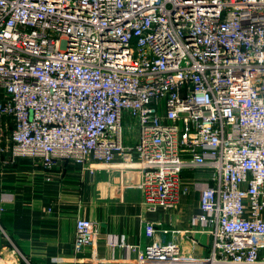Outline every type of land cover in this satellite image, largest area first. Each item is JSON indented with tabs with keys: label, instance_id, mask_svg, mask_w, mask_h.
Segmentation results:
<instances>
[{
	"label": "built area",
	"instance_id": "built-area-1",
	"mask_svg": "<svg viewBox=\"0 0 264 264\" xmlns=\"http://www.w3.org/2000/svg\"><path fill=\"white\" fill-rule=\"evenodd\" d=\"M4 154L81 173L118 158L150 210L192 172L199 213L144 221L137 264H182L175 238L195 233L211 252L191 264H264V0H0ZM97 233L76 218L74 253Z\"/></svg>",
	"mask_w": 264,
	"mask_h": 264
},
{
	"label": "crops",
	"instance_id": "crops-1",
	"mask_svg": "<svg viewBox=\"0 0 264 264\" xmlns=\"http://www.w3.org/2000/svg\"><path fill=\"white\" fill-rule=\"evenodd\" d=\"M119 162L117 158L109 166L90 164L81 173L73 164L59 162L46 170L31 157L11 160L8 154L1 155L0 197L8 194L10 199L0 200V227L9 239L0 231V264H137L145 243L144 221L165 229L189 227L200 210L199 194L192 187L195 174L183 172L188 192L177 203L150 210L133 188L137 174ZM76 218L98 225L92 247L81 254L72 246ZM260 218L264 220V210ZM175 242L185 257L182 264L211 252V238L203 233L178 236Z\"/></svg>",
	"mask_w": 264,
	"mask_h": 264
},
{
	"label": "rangeland",
	"instance_id": "rangeland-1",
	"mask_svg": "<svg viewBox=\"0 0 264 264\" xmlns=\"http://www.w3.org/2000/svg\"><path fill=\"white\" fill-rule=\"evenodd\" d=\"M127 123L123 122V131L125 135H133L132 132L130 130L127 129V127H129V121H126ZM133 131V129H132Z\"/></svg>",
	"mask_w": 264,
	"mask_h": 264
}]
</instances>
